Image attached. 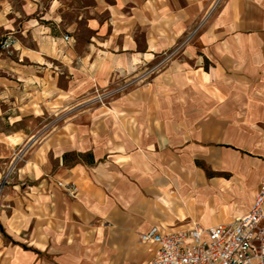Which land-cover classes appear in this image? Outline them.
<instances>
[{"label":"crops","instance_id":"1","mask_svg":"<svg viewBox=\"0 0 264 264\" xmlns=\"http://www.w3.org/2000/svg\"><path fill=\"white\" fill-rule=\"evenodd\" d=\"M0 31L13 39L0 47V121H63L0 130L4 154L39 136L0 209L26 246L2 243L0 264H144L152 225L206 228L250 209L264 173V0H0ZM164 51L111 108L74 112L81 90Z\"/></svg>","mask_w":264,"mask_h":264},{"label":"built area","instance_id":"2","mask_svg":"<svg viewBox=\"0 0 264 264\" xmlns=\"http://www.w3.org/2000/svg\"><path fill=\"white\" fill-rule=\"evenodd\" d=\"M63 39L69 42L71 37ZM12 44L10 36L0 40L3 49ZM64 188L74 191L69 185ZM139 240L151 246L144 264H264V173L250 209L232 221L171 231L152 225L139 234Z\"/></svg>","mask_w":264,"mask_h":264},{"label":"rangeland","instance_id":"3","mask_svg":"<svg viewBox=\"0 0 264 264\" xmlns=\"http://www.w3.org/2000/svg\"><path fill=\"white\" fill-rule=\"evenodd\" d=\"M103 18L104 15H101L100 19ZM134 34L138 42L142 40L143 33L139 28H136L134 30ZM6 35V31H0V40H2V38ZM78 35L79 48H85L86 41L88 40L89 31H87V28H85L84 22L82 21L79 24ZM73 42L74 41L72 39L69 41V43L71 44ZM169 56L170 52L164 51L163 53H160L158 57H156L154 62L144 64L140 69L131 74L121 75L119 76V78L118 76L110 75L108 77L110 78L109 82L106 85L98 82L91 88L81 90L80 94L76 96V100L73 101V103L75 104L78 103L76 104V106H73L74 112L82 114L87 113L89 111L94 112L97 109H100L101 112H103L104 110H108V108H111L110 104L113 103V101H115L117 98L128 93L133 87L137 86L139 83L148 81L151 78L152 74H154L158 69H161L166 64ZM67 73L68 72H63V75L60 78L61 84H66L68 76ZM101 77L104 79V81L107 78L103 77V75H101ZM112 79L115 80L112 81ZM54 117L55 116H47L45 120L39 119L35 121L29 119L24 122H19L13 127H8V124L0 121V130L9 131L11 130V128H22L24 130H27L29 128L34 129L40 128L42 126V131L44 132L45 130H49L55 125H60L63 122L59 120L57 121ZM81 124L86 125L88 123L86 120H84L81 122ZM38 141L39 136L34 138L31 137L26 141L22 142L21 144H18L14 148V151L10 154H4V152L0 151V209H5V211L7 212L8 205H5V203H3V194H5L6 191L11 188L14 178L18 177L17 174L19 170L17 169V166H19L23 162L27 150H29ZM72 160H76V157L74 156ZM67 192L71 193L70 191ZM199 224L202 226H207L210 224V221L202 220L199 222ZM0 238V246L2 243L14 244V242H17L22 246H26V244L14 240L10 236H6L1 227Z\"/></svg>","mask_w":264,"mask_h":264},{"label":"trees","instance_id":"4","mask_svg":"<svg viewBox=\"0 0 264 264\" xmlns=\"http://www.w3.org/2000/svg\"><path fill=\"white\" fill-rule=\"evenodd\" d=\"M81 157V155H79Z\"/></svg>","mask_w":264,"mask_h":264}]
</instances>
